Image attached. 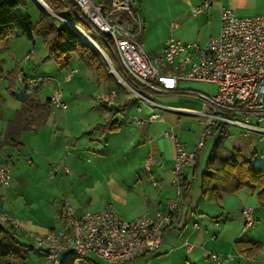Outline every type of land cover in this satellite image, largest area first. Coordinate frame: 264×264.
Instances as JSON below:
<instances>
[{"label":"crops","instance_id":"crops-1","mask_svg":"<svg viewBox=\"0 0 264 264\" xmlns=\"http://www.w3.org/2000/svg\"><path fill=\"white\" fill-rule=\"evenodd\" d=\"M205 1L210 3L208 9L196 17H191V9L201 5ZM132 2L142 23V32L139 38L141 44L143 43L142 34L145 29V23L143 24L142 21L143 9L144 6H148L150 3H161L163 8L165 6L168 15L176 16L180 20L178 27L173 30L166 23L165 30L167 31L168 29L169 37L173 35L174 30L185 25L180 41L196 43L200 47H203L210 37L218 34L220 28L219 17L222 8H230L237 17L264 15V0H132ZM46 8L49 9V7ZM64 10L72 17V13L68 12L67 9ZM65 24L70 28L74 27L76 34L82 39L75 29V24L67 21H65ZM203 26H206L210 31L206 34L205 38H200ZM167 39L162 38L160 40L161 46L156 52L147 48L149 43H145L147 46L144 43L142 44L143 50L149 56L157 55L161 52ZM37 40L38 38L33 40L34 45L37 44ZM30 51L34 52L35 50L32 48ZM4 52L7 53L10 59H14V51L10 49V46L7 45ZM71 60L78 62L79 59L76 55L72 54L64 70H61L54 60L53 62L61 73L64 74V82L69 83L75 79L73 84L81 87L82 83L76 80L77 77L75 78L78 66H74L76 63L71 64ZM0 63L4 64L6 61L0 59ZM1 64L0 67L2 69ZM13 66H15L17 72L16 82L14 90L9 96L14 98L17 83L23 82L24 79L22 72L18 70V64L10 67L12 68ZM106 71L109 75L108 70ZM74 72L75 74H73ZM109 77L110 83L107 86L103 81H98L94 75L93 80H96L94 95L97 96L98 93L99 96L104 90H113L116 94L118 93L115 104L110 108L99 109L96 118L90 119L88 123L78 128L75 135L72 136L73 138L93 132L92 136L84 137L80 141L69 140L66 136L57 137L52 128L54 126L49 128V123L51 122L50 108H52L49 103L50 108L43 124L31 125L29 128L24 129L22 125L18 131H13V140L5 142L9 123L16 118L17 112L21 110V102L24 99L36 100L32 97H25L19 101L20 107L18 109L12 108V106L8 109V100L0 97V165H6L8 168V161H13L15 158L14 150L20 151L26 147V143H30V152H32L33 156H40L45 160V164L47 163V167L49 168L54 165V160L58 157L60 150L61 152L65 150V153H63L64 157L60 162L68 158H72L74 162H80L85 156L89 157L88 159H92L91 167L88 168V171L86 169L81 170L78 180L81 181V178L94 175V178H97L98 181L109 183L107 189L97 181H94L91 186L86 185V182L79 183L77 200L81 201L80 203H76L72 199L70 189L67 194L60 195L61 199L58 202L59 207L56 212L58 223H33V209H28L25 206L28 205L27 203L16 205L14 198L10 199L9 191L4 195H0V215H5L17 223V234L21 238L16 237L19 240L22 239L24 243L32 244L29 234L44 235L58 230L61 210L65 204L70 205L76 213L84 211L97 212L110 206L119 217L130 221L144 215L154 216L157 210H163L165 204L175 196L171 183L175 159L174 140H180L183 134L182 129L175 122L171 121L170 118H162L160 116L158 120L150 124L141 126L133 124V118L146 119L150 114L148 115L140 107L132 105V100L128 99L127 95L124 96L123 93L117 91L119 88L115 89L112 86L111 80L114 79L110 75ZM1 78L8 81V77L4 76L3 72ZM50 97H47V99L49 100ZM133 97L136 98L134 95ZM137 100L140 101L139 99ZM155 100L163 102L164 105L163 103L157 104L160 109L168 112H176L177 114L193 113L196 115L200 113L178 106H167V103L177 102L176 96H158ZM91 109L92 111L95 110ZM5 111L8 113L5 114ZM176 120L180 122L179 118ZM108 123H112L115 129L110 131L104 130L105 125ZM205 126L206 122L200 125V134ZM58 129L61 130L60 128H55L56 131ZM219 130V128H216L215 131L213 130L209 134L208 137H212L213 140L203 160L201 155L206 144L207 137L205 138L203 147L198 154L196 170L193 168L194 165L185 167L183 179L189 188L186 195H183L182 188L181 197L173 219L170 225L163 230L159 250L156 253L132 257L127 261V264H215L210 258L212 254L217 255L220 264H264V201H260L257 197V193L260 190L256 186H251L250 188L244 187L237 191L223 194L221 199L216 202L210 201L201 195L200 175ZM241 134L239 139L231 142L230 149L225 148V141L223 142V148L228 152L238 150L245 156L254 152L257 157L258 151L254 146V140H260L254 136L246 137L243 133ZM104 136L107 137L101 140ZM24 137L33 138V140L27 141ZM43 137L47 138L45 143L41 141ZM249 137H252V139H244ZM181 142L186 145L189 151L194 148V146L188 147L185 142ZM70 148H74L73 151H69ZM262 149H264V146L260 147V154L264 156ZM104 157L111 159V166H103L102 163L106 161L103 160ZM47 159H51L53 162L48 163ZM88 159L87 161H89ZM26 162L28 164L33 163L29 158ZM35 167L38 169L37 166ZM140 168L144 170L146 178L138 173ZM62 172L65 174L64 169ZM102 172H109V175L105 176ZM48 174L51 175L50 169H48ZM121 174H124V176ZM65 175L68 176V173ZM54 178H50L49 176L50 180H54ZM67 178L68 183L71 185L73 179L70 181L71 177L68 176ZM73 183L77 184V181L74 179ZM93 189L94 191H92ZM97 203L101 204L98 209L88 208L90 205ZM243 210H248L249 222L247 224L245 223ZM242 239L259 245L258 250L252 256L246 255L244 252L246 248H236V243ZM34 251L41 254L44 258V253L41 250L37 249ZM72 260L77 259L68 261L62 259V264L65 262L75 264ZM43 262L44 259L41 264ZM26 263L29 264L28 260ZM77 264H101V262L97 257L90 254L85 259L79 260Z\"/></svg>","mask_w":264,"mask_h":264},{"label":"built area","instance_id":"built-area-1","mask_svg":"<svg viewBox=\"0 0 264 264\" xmlns=\"http://www.w3.org/2000/svg\"><path fill=\"white\" fill-rule=\"evenodd\" d=\"M70 1L80 9L81 23L94 38L78 29L93 40L94 49L117 84L153 109L159 108L155 100L158 96L191 98L200 103L199 115L207 119L191 151L180 140H174L171 183L175 196L154 216L144 215L127 221L110 206L97 212L76 213L65 204L58 230L44 235L29 234L33 247L44 253L43 264H62V259L83 260L90 254L101 264H127L132 257L159 250L163 230L170 225L181 197L184 169L194 165L195 153L203 147L212 129L233 126L242 129L246 137L254 136L264 141V15L237 17L230 8H222L219 32L203 47L170 36L160 53L149 56L139 39L142 23L132 0ZM209 6L205 1L193 7L190 16L196 17ZM176 27L178 23L171 22L170 29ZM183 82L215 85L216 91L206 94L182 88ZM116 97L115 91L104 90L97 104L110 108ZM49 103L53 108L66 109L59 91L53 92ZM158 119L159 114L153 112L146 119L133 118L132 122L141 126ZM56 171H51L50 178ZM64 171L68 173L66 168ZM8 185L9 170L2 164L0 188ZM243 215L247 224L248 210H243ZM0 225L18 227L5 215H0ZM210 258L220 264L217 255L212 254Z\"/></svg>","mask_w":264,"mask_h":264},{"label":"rangeland","instance_id":"rangeland-1","mask_svg":"<svg viewBox=\"0 0 264 264\" xmlns=\"http://www.w3.org/2000/svg\"><path fill=\"white\" fill-rule=\"evenodd\" d=\"M17 12L28 16L32 22H36L41 15L46 16L56 26L65 24V21L70 22L94 38V35L90 32V30H87V28L82 23H76L63 8L57 12L52 11L50 8L46 10L35 0H29L24 7H19ZM142 17L143 24L145 23V29L142 34L143 43H149L148 46L146 44L145 45L148 49H151L155 52L161 46L160 40L162 38H169L168 29L167 31L165 30L166 23L170 25L171 22H180L176 16H170L167 14L165 6L163 8L161 3H150L148 6H144ZM184 29L185 25L174 30L172 35L173 38L180 40L182 37L181 33L184 31ZM209 31L210 29H208L206 26H203L201 29L200 38H205ZM79 40L82 44L93 47L87 42H82L80 37ZM6 43L8 46H10V49L14 51V59H10L8 57L6 53L7 51L0 55V59L6 61L4 64L0 63L3 74L4 76L8 77L10 72L16 70L15 66L12 68L10 66L18 64V70L22 72L24 79L23 82L17 83V88L14 91V98L9 96L7 92V87L9 86L8 81L3 78L0 79V97L2 99L8 100L9 103L7 108L10 109L12 106V108L18 109L20 107L19 101L25 97H32L42 103L47 99V97L52 95L54 90H57L60 92L62 100L66 104L67 108L66 110L53 107L50 108L51 122L49 123V128L54 126L52 128L57 137L66 136L69 140L80 141L84 137L92 136L93 132H89L86 135H79L76 138L72 137L75 135L78 128L85 125V123H88L90 119L96 118L98 110H101V107L97 104L98 93L97 96L94 95V89L96 86V80H93L94 74L91 71L86 70L80 60H78V62L71 60V64L76 63L74 66H78V72L75 75V78L77 77L76 80L80 81L82 85L81 87L74 85L73 81L75 79L69 83L64 82V74L61 73V71L54 64L53 60L47 55L42 38H38L37 44L34 45L33 41L27 40L20 31H13ZM32 48L35 50L34 52L30 51ZM144 48L147 50L146 47ZM104 51L107 56L110 57V53H108L106 49ZM96 54L100 58L97 51ZM25 56H28V61L24 60ZM100 61L104 69L107 70L101 58ZM73 74H75V72ZM111 81L112 86L115 89L119 88L117 91L123 93L124 96L127 95L126 97L132 100L131 104L135 107H140L144 112H147L148 115L153 112L158 113L160 117L170 118L171 121L179 125L183 132L180 140L185 142L188 147H193L197 139L200 138V125L207 122L206 118L193 113L177 114L176 112H168L160 108H150L148 105L141 103L136 98H134L132 94H129L127 88H124L119 84L117 85L114 80ZM181 87L206 94H213L216 91L215 85L194 82H183ZM29 93L33 95H30ZM156 102L163 103L161 101ZM166 105L169 107L178 106L182 107L183 109L192 110L194 112L202 111L200 103L188 97L179 96L177 97L176 103H167ZM91 108L95 109L94 111L96 112L92 111ZM6 113L8 112L5 111V114ZM178 118L180 119V122H177L176 119ZM55 128H60L61 130L58 129L56 131ZM227 131L228 136L224 142V146L225 148L230 149L231 142L239 139V136L242 135L241 133H243V130L233 126H228ZM106 137L107 136H104L101 140ZM24 139L27 141L33 140V138L25 137ZM46 139V137H43L41 141L45 143ZM244 139L250 140L252 137ZM212 140V137L206 138L205 148L201 155L203 160ZM254 146L258 151V155L254 159V164L261 169H264V156L260 154V147L264 146V143H262V141L254 140ZM73 149L74 148H70L69 151H73ZM14 152L15 158L13 161H8L7 163L10 175L9 185L5 189L0 188V195H4L7 191H9L8 194L10 195V199L14 198L16 205H23L27 203L28 205L25 206L28 209H33V223H58L56 212L59 207L58 202L61 199L60 195L64 193L67 194L70 189L72 199L76 203H80L81 201L77 200L79 183L86 182V185L91 186L93 185L94 181H97L100 182L105 189H107L109 186L108 182L106 183L98 181L97 178H94V175L88 176L87 178H81V181L78 180V175H81V170L86 169V171H88V168L91 167L92 159H88L89 157L87 158V156L81 159L80 162H74L72 158L63 159V161L60 162V160L64 157L63 153H65V150H63V152L60 150L58 157H56L54 160V165L49 168L47 167V163L45 164L44 159H42L40 156H33L32 152H30V143H26V147L24 149H21L20 151L14 150ZM28 158L33 161L32 164H28L26 162ZM87 159L89 161H87ZM103 160H106L104 163H102L103 166H111V159L109 157H104ZM47 162H53V160L47 159ZM35 166H37L38 169H36ZM64 168H67L68 170V176L71 177L70 181L71 179H75L77 184L73 183V180L71 185L68 183V176L62 172ZM48 169L51 171L54 169L57 170V173L54 176L55 178L53 177L54 180L49 179L50 175L48 174ZM143 171L144 170H141L140 168L138 173L142 174V176L146 178L145 172ZM92 172L95 173L94 171ZM102 173L105 176L109 175V172ZM121 175L124 176V174ZM92 191H94V189ZM100 205V203H97L90 205L88 208L98 209ZM28 256L29 257L27 260L29 264H41L44 259L41 254L35 251H33V253L30 252ZM72 262L77 264L79 260H72Z\"/></svg>","mask_w":264,"mask_h":264},{"label":"trees","instance_id":"trees-1","mask_svg":"<svg viewBox=\"0 0 264 264\" xmlns=\"http://www.w3.org/2000/svg\"><path fill=\"white\" fill-rule=\"evenodd\" d=\"M29 0H0V55L7 47V40L13 31H20L27 40L42 38L48 55L55 64L64 70L67 67L69 57L74 54L82 62L84 67L91 71L98 81L109 85L110 77L101 64L96 51L80 42L79 36L68 25L56 26L46 16L41 15L36 22H32L28 16L17 12L19 7H24ZM52 11H59L61 8L72 13L76 23H81L82 13L77 5L70 0H42ZM101 42V41H100ZM6 43V44H5ZM103 50L104 46L99 45ZM16 70L8 74L7 92L10 95L16 82ZM2 69L0 67V79ZM49 100L43 103L24 99L21 102V110L17 112L16 118L9 123V130L6 133V141L13 140V131H18L21 126L29 128L31 125H41L45 122L49 110ZM112 123L105 125L104 130H114ZM216 128L212 129L215 131ZM226 128L218 131L217 138L206 159L204 169L200 175L201 195L210 201L216 202L223 194L237 191L244 187L256 186L260 191L257 197L264 201V170L254 164L256 154L253 152L247 156L238 150L226 151L223 142L227 138ZM15 140V139H14ZM195 153L194 170L197 167L198 154ZM196 172V171H195ZM183 195H186L188 184L182 180ZM12 227L0 225V264H27L28 255L35 250L32 244H27ZM21 238V237H20ZM246 248L247 256H252L259 248L247 240H240L236 248ZM37 250V249H36ZM63 264H68L67 262Z\"/></svg>","mask_w":264,"mask_h":264},{"label":"bare ground","instance_id":"bare-ground-1","mask_svg":"<svg viewBox=\"0 0 264 264\" xmlns=\"http://www.w3.org/2000/svg\"><path fill=\"white\" fill-rule=\"evenodd\" d=\"M35 1H36L37 3H39V4H41L46 10H48V9L46 8V6H44V5L40 2V0H35ZM75 29L77 30L78 28L75 27ZM77 31H78V33L81 35V37L83 38V41H84V42H87L88 44H90V45H92V46L94 47L93 40H92L90 37L84 35L79 29H78Z\"/></svg>","mask_w":264,"mask_h":264},{"label":"water","instance_id":"water-1","mask_svg":"<svg viewBox=\"0 0 264 264\" xmlns=\"http://www.w3.org/2000/svg\"><path fill=\"white\" fill-rule=\"evenodd\" d=\"M40 2L44 5V6H46L41 0H40ZM47 7V6H46ZM71 29H73L74 30V27H71ZM76 32V31H75Z\"/></svg>","mask_w":264,"mask_h":264}]
</instances>
